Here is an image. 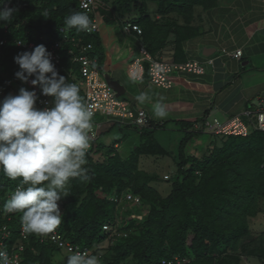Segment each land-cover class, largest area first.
Listing matches in <instances>:
<instances>
[{"label":"trees","instance_id":"16d2710c","mask_svg":"<svg viewBox=\"0 0 264 264\" xmlns=\"http://www.w3.org/2000/svg\"><path fill=\"white\" fill-rule=\"evenodd\" d=\"M101 1L88 13L92 19L98 18L96 32L69 29L64 36L59 30L65 29V18L73 11H82L79 0H6L7 7L16 12L10 23L0 21V38L5 41L0 47V99L17 95L21 87L26 88L15 77L19 66L14 57L41 44L47 49L55 42L60 43L57 50L60 60L51 61L60 75L77 84L79 64L73 58L78 49L70 41L91 44L88 55L99 60L104 52L99 44L102 26H116L122 33L127 23L137 26L141 35L128 34L138 38L152 56L166 44L168 34L175 32L176 61L183 29L163 15H189L193 5L212 3L210 0H153L163 17L159 21L144 13L145 0H115L114 6L101 5ZM136 1H142L140 15L125 21L124 16ZM177 123L184 135L174 148L175 173L163 178L171 185L166 197H160L151 185L161 178L138 169L141 156H166V150L154 139L155 132L164 130L165 124H151L145 129L132 126L140 142L126 157L113 148L104 150L105 146L95 144L96 140L91 142L87 156L91 179L70 181L69 196L59 203L64 219L57 231L67 241L88 248L92 254L102 242L110 241L108 256L98 255L101 264H161L162 260L175 257L180 264H246L242 256L264 264V248L260 246L242 247L238 254L225 251L248 233V219L256 216L259 200L264 198V132L252 130L245 137L210 134L218 142L212 138L202 142L196 136L207 134L203 127L195 131L190 123ZM95 155L102 156L103 161L94 162ZM19 181L20 178L11 180L0 171V208ZM129 194L139 197L140 207L146 206V211L119 227L117 204ZM20 215L0 211V244L5 249L22 245L21 264H54L52 252L58 249L47 239L40 242L35 234H27L22 239ZM105 225L108 230L103 229ZM1 228L8 231L6 237ZM219 248L222 251L216 253Z\"/></svg>","mask_w":264,"mask_h":264},{"label":"clouds","instance_id":"9594fccd","mask_svg":"<svg viewBox=\"0 0 264 264\" xmlns=\"http://www.w3.org/2000/svg\"><path fill=\"white\" fill-rule=\"evenodd\" d=\"M15 12L6 6V0H0V21L10 23ZM64 25L65 31L90 32L95 28L90 15L83 11H73ZM14 62L19 66L16 79L30 82L33 89L39 87L41 95L52 99L50 107L37 108V92L21 87L17 95L0 100V171L11 180L20 178L0 211L20 213L24 233L47 236L63 222L59 202L69 196L70 181L91 179L87 156L93 112L80 87L58 73L43 44L17 54ZM134 99L139 104L151 103L154 118L169 115L166 98L160 96L153 102L151 90L140 92ZM70 252L66 264H101L91 250V254L87 250ZM0 264H14L2 247Z\"/></svg>","mask_w":264,"mask_h":264},{"label":"crops","instance_id":"0c3cea01","mask_svg":"<svg viewBox=\"0 0 264 264\" xmlns=\"http://www.w3.org/2000/svg\"><path fill=\"white\" fill-rule=\"evenodd\" d=\"M210 1L212 3L193 5L189 15L176 13L163 15L165 19L171 20L174 25L183 29L176 61L174 60L175 32L168 34L166 44L155 56L146 51L152 57L172 63L196 62L205 69L204 74L176 73L177 75L170 77L173 84L169 89L153 85L146 73L140 80L130 77L134 81L130 89L122 85L124 88L122 95L128 92L133 99L140 92L149 90L153 95V102L163 96L168 106L169 99L172 98V106L169 107L173 108V112L167 109L168 113L179 119L188 114L189 119H193L190 124L195 131L202 128L203 122L212 113L227 117L228 120L245 111H254L264 104V0ZM149 15L152 17L151 14ZM156 17L152 18L159 21L163 19L159 14ZM237 50L242 53L240 59L233 57ZM203 51L208 55H204ZM121 54L119 49L110 52L108 63L112 71H114V63L121 58ZM257 55H260L259 69L250 64ZM248 64L251 68L246 70L245 66ZM113 80L118 81L115 78ZM247 83L251 84L247 86ZM121 96L117 97L118 100ZM253 100L257 101L256 106L252 105ZM120 101L125 103L134 115L137 110H143L150 119V125L159 126L166 123L163 119L157 122L153 120L151 103H137V107H132L127 103L128 99ZM178 120L170 121L176 124L180 122ZM93 125L96 130L94 141L98 136L110 133L113 129L130 130L133 126L128 120L122 123L119 118H106L101 115L93 118ZM130 132L124 133L119 140L113 139L114 142L110 146L101 143L105 146L104 150L113 148L119 153L123 143H126V137L131 136ZM135 137L139 140L138 135ZM129 153L130 150L125 149L124 156Z\"/></svg>","mask_w":264,"mask_h":264},{"label":"built area","instance_id":"2783aa9c","mask_svg":"<svg viewBox=\"0 0 264 264\" xmlns=\"http://www.w3.org/2000/svg\"><path fill=\"white\" fill-rule=\"evenodd\" d=\"M98 1L100 0H79V9L84 12L91 13ZM92 20L95 24V28L87 33H94L98 30V18L94 17ZM123 30L127 34L130 32H135L137 35H141L140 29L131 23L125 24ZM59 32L64 36L66 35L64 28H61ZM67 39L68 38L66 37V40ZM70 42L78 49V54L73 58V61L79 64V78L77 79V85L80 87L82 96L85 97L90 110L93 112V117L100 114L106 118H119L122 123L125 122V120H128L131 125L138 129L150 127V119L143 110H137L134 115L133 112L128 110L125 103L118 100L115 91L107 85L103 74L100 73L98 68L95 66L96 58L88 55V53H90L92 50L91 44L80 45L79 40L74 41L73 39H71ZM4 43L5 41L0 38V47ZM59 47V42H55L47 47V50L51 53V60L55 63H58L60 60V57L57 54ZM138 53L140 57L135 58L129 64V76L134 80H140L142 75L145 73V68L142 65V62L144 61L147 64L146 74L149 78V81L156 87H161L163 89H169L172 86L173 82L170 78V75L174 73L202 75L205 72V69L196 62H185L178 64L164 61L158 59L157 57H152L146 52L142 44L139 45ZM241 55V51L237 50L233 54V57L235 59H240ZM31 90H35L37 92V108L42 109L44 107L51 106V99L41 95L39 87H36L35 89L32 88ZM3 98L4 97H2V99ZM202 127L204 128V131L206 130L216 136L222 135L245 137L252 130L264 132V104L257 107V109L254 111H245L244 113L234 116L223 123H220L217 119H213L211 122L205 120ZM95 137L96 130L95 125H93L90 143L94 141ZM10 195L11 194L8 195V198ZM124 199L135 204H140V198L137 196H132L129 194L126 195ZM108 228L109 227L106 225L103 226L104 230H108ZM1 232H3V237L8 235V231H5V228H2ZM20 235L22 239L27 238V233H24L21 227ZM35 236L39 238L40 242H42L43 239H47L48 242H50L56 249L63 250L68 254H71L70 250H78L81 252L87 250L91 254L88 248H81L80 246L67 241L63 235L57 231V229L54 233H51L47 236H39L36 234ZM0 247L7 251L9 257L13 258L14 264H21L22 261L20 255L24 248L22 245L16 244L12 245L10 249H5L4 246L0 244ZM180 262L181 261L175 257L170 261L162 260L161 264H180ZM246 264L249 263L246 262Z\"/></svg>","mask_w":264,"mask_h":264},{"label":"rangeland","instance_id":"374dc122","mask_svg":"<svg viewBox=\"0 0 264 264\" xmlns=\"http://www.w3.org/2000/svg\"><path fill=\"white\" fill-rule=\"evenodd\" d=\"M104 1L105 0H102L101 1L102 3L100 4L103 5V3L104 4L107 3V5L109 6L115 5L114 4L115 0H107V2H104ZM141 7H142V1H136L135 3H133L131 7V11L126 16H124L125 18L124 20L129 21L130 19L137 18L140 15ZM144 7H145L144 13L146 12L148 14H151L153 18H157L156 15L159 13L157 11V5L153 0H145ZM123 33L121 32L120 28L116 26L111 27V28L102 26L100 28L99 35L101 39L99 41V44H101L100 47L102 50H104V52H103V56L101 57V59H99V61L98 60L96 61L95 66L99 70L101 69L100 71L102 72V74L108 73L111 78L117 79L121 83V85H124L125 88L130 89L132 88L134 81H132V79L130 78L128 74V67H129V64L135 58L140 57V55L138 54V48L141 42L138 38H135L133 35L126 34V33L123 34ZM114 49L116 50L119 49L122 54H121V58H119V60H117L114 63L113 65L114 71H112V68L109 66L110 64L108 63V60L110 59L109 58L110 52ZM201 51L202 49L200 50V54L202 53ZM259 58H260V55H257L254 61H251L252 63L250 62V64L251 65L253 64L254 67H256L257 69H259L258 66L260 64L258 63ZM142 65L145 68V73H146V68H147L146 62L143 61ZM245 67L247 68L246 70L251 68L249 64L246 65ZM173 75L175 76L177 74L176 73L172 74L170 75V77H173ZM2 76L6 77L5 74H3ZM255 81H258V80H255ZM250 84L251 83H247V86H249ZM24 85L27 88V90H29V88L32 86L30 82L27 84L24 83ZM244 85L245 87H247L246 84ZM12 90H13L12 92H15L14 88H12ZM127 99H128L127 103H129L132 107L133 106L137 107L138 102L134 100L132 97H130V94H128V92H126L124 95H122L119 98V100H127ZM169 100H170L169 101L170 104L167 106V109L169 110V112L172 113L173 108L169 107V106H172V103H171L172 98ZM256 102H257L256 100L255 101L253 100L252 105L256 106L257 105ZM171 113H169L168 115L169 119L167 118L163 119L166 121L164 130H157L154 136V139L159 144V146L163 147L166 150V156H158V157L141 156L138 162L139 170H143L149 174H157L159 178H161L159 181L152 182L151 185L153 186V188H155L157 193L162 198L166 197L171 190L170 183H167L165 180H163V178H167V176L165 175H168L169 177H171L175 173L176 167L174 164V157H173L174 148L177 147L179 139H181L184 135L180 131V124L179 123L174 124L170 121L172 119H175V120L179 119L177 116H175L174 118ZM99 115L100 114H98V116ZM228 116H231V115H228ZM189 118L190 117L187 114V115H184L182 119H179L178 121L190 123L193 119H189ZM214 118H216L220 123H223L227 120V117L221 116L216 113H212L211 115H209L207 120L211 122ZM153 120L157 122V120L159 119L154 118L153 116ZM126 132H130L131 136L126 137L127 138L126 143H123L119 151V154L122 157H125L124 156L125 149L129 151L134 145H137L140 142V140H138L137 137H135L137 136L135 130L125 129L122 131V130L113 129L110 133H105V134L98 136L96 139V143H100V144L102 143L107 146H110L111 143L114 142L113 139L116 138L117 140H119L121 136ZM205 132L207 134L196 136V138H198L202 142H207L211 138L214 140H217L216 142H218L217 137H213L212 136L213 134L210 135L211 133L206 130ZM191 150H192V147H191ZM92 160L94 162H97V161L102 162L103 158L100 155H95V156H92ZM63 200H61L60 202H62ZM117 209L119 210V216H116V222L118 223L119 227H121L125 225V223H128L129 219H134V217H137V216L139 218L140 215L145 214L146 206L140 207V204H135L133 202L121 199L119 203L117 204ZM248 226H249L248 233L243 238H241V240L238 243L230 245L225 248V251L227 253H231V254L237 253L238 254L242 250V247H246V246L247 248L248 247L255 248L256 246H260L261 248H264V198L259 200L258 211H257L256 216L254 218L248 219ZM109 245H112V243L108 240L102 242V244L99 246V249L98 247L95 248L96 249L95 254L108 256L109 253L107 250H109ZM221 251L222 249L219 248L216 253H220ZM68 255L70 254H68L67 252L63 250H55L54 252H52L51 259L54 264H66V258ZM242 259L245 262H248L249 264H257V262L254 259H251V258L247 259L244 256H242Z\"/></svg>","mask_w":264,"mask_h":264},{"label":"water","instance_id":"95a60500","mask_svg":"<svg viewBox=\"0 0 264 264\" xmlns=\"http://www.w3.org/2000/svg\"><path fill=\"white\" fill-rule=\"evenodd\" d=\"M203 54L208 55L205 51H203ZM104 79L107 85L116 92V97L121 96L124 93V88L118 81L111 79L108 74L104 75Z\"/></svg>","mask_w":264,"mask_h":264}]
</instances>
